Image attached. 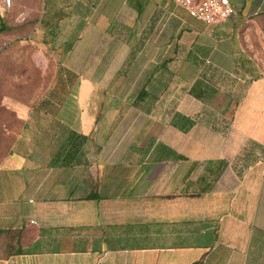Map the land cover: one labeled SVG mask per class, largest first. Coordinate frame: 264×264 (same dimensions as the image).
Masks as SVG:
<instances>
[{
  "label": "crops",
  "instance_id": "obj_1",
  "mask_svg": "<svg viewBox=\"0 0 264 264\" xmlns=\"http://www.w3.org/2000/svg\"><path fill=\"white\" fill-rule=\"evenodd\" d=\"M232 3L44 0L71 82L0 168V264H264V0Z\"/></svg>",
  "mask_w": 264,
  "mask_h": 264
},
{
  "label": "rangeland",
  "instance_id": "obj_2",
  "mask_svg": "<svg viewBox=\"0 0 264 264\" xmlns=\"http://www.w3.org/2000/svg\"><path fill=\"white\" fill-rule=\"evenodd\" d=\"M43 4L44 0H0V21L11 27L0 33V168L25 127L24 110L56 97L64 80L71 82L66 81L64 59L58 54L62 44L43 41Z\"/></svg>",
  "mask_w": 264,
  "mask_h": 264
},
{
  "label": "built area",
  "instance_id": "obj_3",
  "mask_svg": "<svg viewBox=\"0 0 264 264\" xmlns=\"http://www.w3.org/2000/svg\"><path fill=\"white\" fill-rule=\"evenodd\" d=\"M185 8L189 14L209 24L229 20L237 14L232 0H173Z\"/></svg>",
  "mask_w": 264,
  "mask_h": 264
},
{
  "label": "trees",
  "instance_id": "obj_4",
  "mask_svg": "<svg viewBox=\"0 0 264 264\" xmlns=\"http://www.w3.org/2000/svg\"><path fill=\"white\" fill-rule=\"evenodd\" d=\"M9 30H11V27L8 26L4 20H1V21H0V33L6 32V31H9ZM1 234H6V235H7L8 232H7V231H5V232L1 231V232H0V235H1ZM9 238H10V236H9ZM17 251H18V252H21L22 250L19 249V250H17ZM7 252H13V251L11 250L10 244H9V247H7V249L3 251L4 254L7 253Z\"/></svg>",
  "mask_w": 264,
  "mask_h": 264
}]
</instances>
